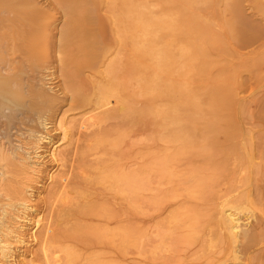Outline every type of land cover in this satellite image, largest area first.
Masks as SVG:
<instances>
[{"label":"rangeland","instance_id":"374dc122","mask_svg":"<svg viewBox=\"0 0 264 264\" xmlns=\"http://www.w3.org/2000/svg\"><path fill=\"white\" fill-rule=\"evenodd\" d=\"M68 1L76 6L73 16L85 23L90 16L89 0ZM42 2L49 5L48 27L40 35L48 44L54 41V47L46 51L40 64L57 98L40 101L39 108L49 125L41 130L52 142H42L36 152L30 147V153L24 151L33 163L9 174L4 192L9 188L10 196L0 191V203L8 211L1 232H8L11 242L8 256L0 250V264H48L51 255L59 256L57 264H219L229 258L230 249L222 242L216 223V175L224 147L216 140L225 130L243 129L231 140L239 147L230 145L236 151L224 167L236 164V178L256 173L251 160L260 162L258 153L252 155L246 149L251 141H261L264 113L259 105L249 103V95L260 97L264 87L258 82L252 89L247 82L250 69L264 62V46L255 53L260 62H249L232 77L226 72L228 79L223 80L231 87L238 78L246 88L241 90L244 102L238 116L227 100H213L206 89L200 92L198 49L205 52L203 59L208 62L202 65L204 77L220 66L218 62L251 61L247 48L233 51L224 38L222 48L216 50L215 40L224 37L219 23L228 18L232 39L238 37L234 42L251 38L253 21L264 18V0H245L246 14L241 15L231 12L234 0H221L229 12L223 19L216 13L218 0L207 4L198 0H134L132 4L98 0L95 6H104L111 21L118 24L111 36L115 47L116 31L120 33L119 47L125 51L118 63L111 45L80 32L83 24L65 40L62 32L73 24L65 22L64 6L60 0ZM251 5L260 17L251 16ZM200 34L206 36L198 39ZM117 64L131 69L117 72ZM86 81L90 91L84 90ZM117 102L124 104L122 111ZM74 165L81 166L72 177L77 184L73 183L74 191L65 203L60 191ZM105 172L134 174L141 186L131 193L124 185H112L111 179L102 181ZM247 187L242 185L236 193ZM83 202L92 203L93 210L79 219L73 211ZM247 208L249 218L243 216L247 218L244 222L255 223V214L264 218L261 204L250 203ZM53 220L57 227L50 236ZM77 221L95 230L83 239L72 236L68 229ZM131 224L133 238L122 240L120 229ZM97 232L102 235L98 237ZM242 256L239 264H264V242Z\"/></svg>","mask_w":264,"mask_h":264},{"label":"bare ground","instance_id":"6f19581e","mask_svg":"<svg viewBox=\"0 0 264 264\" xmlns=\"http://www.w3.org/2000/svg\"><path fill=\"white\" fill-rule=\"evenodd\" d=\"M96 1L98 0H89L87 2L90 16L89 18L87 17L88 20L85 23H81L82 20L74 17L72 14L76 6L71 5L68 0H60L66 10L65 22L67 24L69 22L73 24L63 30L62 37L65 40L68 39L71 33L80 31L79 25L83 24L84 30L81 29L82 31L80 32L84 35H94L108 46L112 44L111 36L115 30H117L118 24L111 21L109 15L106 13L107 9H105L104 6L98 8L95 6L94 3ZM133 1L134 0H126V3L132 4ZM186 1L187 3H191L193 0ZM209 1L210 0H198V3L202 2L207 4ZM223 1L227 2L228 0ZM218 2L219 8L216 13L219 19H223L229 12L222 7L226 5L224 2H221V0H218ZM48 7L49 5L42 2V0H0V191L1 195L5 197L7 195L10 196L11 192L9 188L7 193L4 192L7 188L5 182L9 174L15 172V170H21L27 166H31L33 163L25 156V152L30 153L31 151L28 150L29 147L33 148L34 152H36L37 149L41 147L42 142L51 141V136L45 134L41 130V127L47 128L49 125H47L46 116L39 108L40 101L46 102L49 100H56L57 98L56 90L51 84V78L40 64L46 51H50L54 47V41L48 44L46 43V38L43 39L40 35V32H44L48 27L47 21L45 20V18H48L46 15ZM251 8V16L255 19L260 17V13L256 11L252 5ZM128 9L132 10V6ZM235 11L238 15H241V13L246 14L245 0H234V6L231 12ZM260 18L261 21L258 23L253 21V27L255 28L252 32L253 36L251 38L246 36L239 42H234V39H238L237 35L232 39L229 33L228 28L231 27V25L228 22L230 21L228 18L225 22L219 23L223 28L222 35L224 37L221 39L216 37L215 40L216 43L214 47L216 50L222 48L224 38L233 51H238L239 47L247 48L248 52L251 53V61L237 65L234 63L229 64V62H218L220 66L212 68V71L209 72L210 75L204 77L203 75L205 73L202 72V65H205V63L208 64V62L205 58L203 59L205 52L198 49V87L200 92L206 89L211 94L213 100L220 98L227 100L228 105L232 107L236 116L241 113L244 102V95L241 93V90H245L246 88L243 86V81L238 80V78L232 80L231 87L223 82V80L225 79L227 81L228 79L226 72H230L232 77L236 70L247 67L249 62H260L255 56V53L259 52L262 46H264V18ZM116 35V43L118 44H116L115 47L111 45L110 48H113L112 51L115 52L117 56L115 58L116 63H118L117 59L122 57L121 54L123 52L125 53V51L122 45L119 47L120 33L116 31ZM205 36L206 34H200L198 35V39H202ZM57 50L59 49L57 48ZM221 55L222 54H220V56ZM122 65L123 64H117V72L129 71L131 69L127 65ZM263 69V61H261L256 70H254V67L250 69V78L247 82L250 88L253 89L258 82H260V84L263 83L264 87ZM86 82L83 85L84 90L90 91V84ZM117 84L118 83L115 85ZM253 96L254 95H249L250 99H252L249 103H253L256 106L259 105L264 113V92L260 97L253 98ZM116 107L118 111H122L121 108L124 107V104L117 102ZM252 110L254 111V109ZM241 132H243V129L225 130L223 136L216 140L224 146L219 153L223 161L220 160L218 174L216 175L218 185L217 198L219 200L217 203L219 216L216 223L222 235V239H220L229 247L231 253L229 258L226 257L225 259H221L219 264H225L228 260H232L233 264H239L241 263L240 261L243 260V253L254 249L255 246L264 242V218L261 216L258 217L255 214L254 218L257 220L255 223H249V221L244 222L249 218L248 212L250 211L247 207H249L250 203L261 204L264 209V138L262 139V137H264V131L261 133V141L257 144L251 141V143L248 144L250 146L246 149L252 155L253 153H258V157L260 158V162L258 163H253V160H251L253 172L256 167V173L252 175V177L245 176L243 178H236L235 175L237 171L234 170V168L237 167L236 164L231 167H229V165L224 167L225 162L228 161L236 151L235 146L237 148L239 147L238 144L231 142V140L241 135ZM27 144L30 145L27 146ZM234 162L235 161L230 162V165ZM80 167L81 166L76 165L71 167V175L63 179V183L66 182V187L60 191V198H62L65 203L70 200V195L74 191L75 185L72 186L73 183L77 184V181L73 180L72 177L76 172L79 173ZM82 171L84 170L81 169V174ZM100 177L102 181L111 179L112 185H124L131 193H135L141 186L139 178L134 174L122 172L112 174L111 172H105ZM242 185H248L247 189L236 193ZM22 204L25 205V200H23ZM5 207L6 204L0 203L3 214H0V250L4 257L8 256V253L11 251L9 247L11 242L8 240L9 233L4 231L2 234L1 232L2 227L6 225L8 215V211ZM92 210V203L83 202L77 205L73 213L74 216H77L79 219H84L85 214ZM243 216L247 218L245 217V219H243ZM38 223L39 220H36L35 224L37 225ZM56 227L57 222L53 220L48 230L50 236L54 235L53 231ZM90 230L95 229L84 224L82 221H77L68 229V232L72 236L83 239ZM119 233L122 240H131L134 235L133 225L131 224L130 226L121 228ZM96 234L100 237L102 232H97ZM220 239L219 243L221 241ZM71 258L75 259L76 256L71 255ZM261 259L262 258L259 260ZM47 260L48 264H57L60 258L57 255H51Z\"/></svg>","mask_w":264,"mask_h":264}]
</instances>
